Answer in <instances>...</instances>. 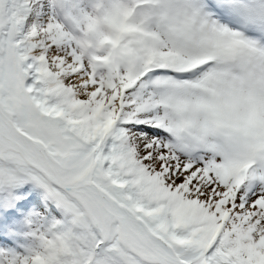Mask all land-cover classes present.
Returning a JSON list of instances; mask_svg holds the SVG:
<instances>
[{
  "label": "snow or ice",
  "instance_id": "1",
  "mask_svg": "<svg viewBox=\"0 0 264 264\" xmlns=\"http://www.w3.org/2000/svg\"><path fill=\"white\" fill-rule=\"evenodd\" d=\"M0 264H264V0H0Z\"/></svg>",
  "mask_w": 264,
  "mask_h": 264
},
{
  "label": "clouds",
  "instance_id": "2",
  "mask_svg": "<svg viewBox=\"0 0 264 264\" xmlns=\"http://www.w3.org/2000/svg\"><path fill=\"white\" fill-rule=\"evenodd\" d=\"M111 39V36L108 33H104L99 37V45L103 47L105 43H107Z\"/></svg>",
  "mask_w": 264,
  "mask_h": 264
},
{
  "label": "rangeland",
  "instance_id": "3",
  "mask_svg": "<svg viewBox=\"0 0 264 264\" xmlns=\"http://www.w3.org/2000/svg\"><path fill=\"white\" fill-rule=\"evenodd\" d=\"M22 243H24L25 241H23V239L21 240ZM19 250V249H18Z\"/></svg>",
  "mask_w": 264,
  "mask_h": 264
}]
</instances>
